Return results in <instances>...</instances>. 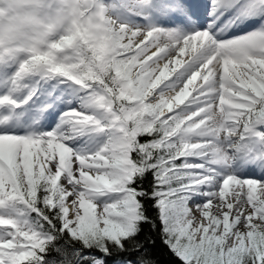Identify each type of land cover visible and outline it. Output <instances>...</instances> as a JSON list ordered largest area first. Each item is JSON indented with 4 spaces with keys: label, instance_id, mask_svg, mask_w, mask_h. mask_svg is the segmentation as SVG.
Masks as SVG:
<instances>
[{
    "label": "snow or ice",
    "instance_id": "6c2138e0",
    "mask_svg": "<svg viewBox=\"0 0 264 264\" xmlns=\"http://www.w3.org/2000/svg\"><path fill=\"white\" fill-rule=\"evenodd\" d=\"M0 264H264V0H0Z\"/></svg>",
    "mask_w": 264,
    "mask_h": 264
}]
</instances>
